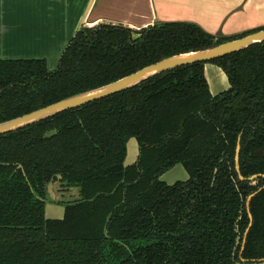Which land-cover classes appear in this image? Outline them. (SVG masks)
<instances>
[{"label":"trees","instance_id":"1","mask_svg":"<svg viewBox=\"0 0 264 264\" xmlns=\"http://www.w3.org/2000/svg\"><path fill=\"white\" fill-rule=\"evenodd\" d=\"M257 30L216 43L187 21L83 26L54 70L46 58H0V123ZM207 62L228 89L212 93ZM131 137L140 156L126 165ZM177 163L190 178L168 185L160 177ZM58 176L81 199L47 219ZM260 188L242 253L253 264H264V40L1 134L0 264H239Z\"/></svg>","mask_w":264,"mask_h":264},{"label":"crops","instance_id":"2","mask_svg":"<svg viewBox=\"0 0 264 264\" xmlns=\"http://www.w3.org/2000/svg\"><path fill=\"white\" fill-rule=\"evenodd\" d=\"M249 1L0 0V56L45 57L48 60L58 35L52 23H75L76 28L85 18L84 23L90 25L106 21L137 28L157 22H190V19L196 23L224 24L241 5ZM256 1L253 0V3ZM214 65H205L213 93L214 88H219L215 84H223L226 79L224 70L219 69L222 72L220 75L216 67L218 65ZM207 66L218 73L220 81L215 80V77L212 81Z\"/></svg>","mask_w":264,"mask_h":264},{"label":"water","instance_id":"3","mask_svg":"<svg viewBox=\"0 0 264 264\" xmlns=\"http://www.w3.org/2000/svg\"><path fill=\"white\" fill-rule=\"evenodd\" d=\"M84 21H85V18H84V20H81L80 23H78L77 27L74 29L73 34L70 36L69 40L75 35V33L81 27L89 26L88 24L86 25V23H84ZM221 33H222V31H219L218 35H220ZM219 37L220 36H217L215 38L216 43L218 42ZM69 40H68V42H69ZM263 40H264V29H260V30H257L255 32H252L250 34H247L243 37L236 38V39L229 40V41H225L223 43L216 44L215 46L204 49V50L192 51V52H188V53H181V54H177V55H173V56L163 58L162 60H160L158 62H155L153 64L145 66L142 69H140L134 73H131L127 76H124V77H122V78H120L114 82H111L105 86H102L98 89L62 99L58 102H55L53 104L47 105V106L42 107V108H39L37 110H34V111L29 112L27 114H24L22 116L16 117L14 119H11V120H8L5 122H2V123H0V134L10 132V131L16 130L18 128L24 127L26 125L32 124L34 122L40 121L44 118L55 115V114H57L61 111H64L66 109L77 107V106L85 104L87 102H90V101L111 95L113 93H116L118 91L126 89L130 86L138 84L141 81H143L144 79H147L148 77L153 76V75L158 74V73H161L165 70L172 69V68L182 66V65H186V64H190L193 62L210 61V60H213L215 58L227 55L229 53L241 50L243 48L248 47L249 45H251L253 43L263 41ZM63 51H62V53H63ZM62 53H61V55H62ZM0 58L7 59V58H45V57H3V56H0ZM240 151H241V137L239 138L238 145H237L236 166H237L238 172L240 173L241 178L243 179L244 177L242 176L241 170H240ZM258 177H259V175L255 174V175L250 176L249 179L255 180ZM260 190H262V188H260L258 191L249 195V197L247 199V207H248L249 212H250V207H251V201L254 198V196ZM250 217H251V223H250V226L248 227V229L245 233L244 246L246 243V238H247L248 232L252 226L253 216L251 213H250Z\"/></svg>","mask_w":264,"mask_h":264},{"label":"rangeland","instance_id":"4","mask_svg":"<svg viewBox=\"0 0 264 264\" xmlns=\"http://www.w3.org/2000/svg\"><path fill=\"white\" fill-rule=\"evenodd\" d=\"M226 18V17H225ZM190 22H194L193 20H189ZM54 26L55 32H57V37L54 43L52 44V50L49 54L48 66L50 70H54L58 67L60 56L65 46L68 43L70 36L73 34V30L75 28V23H52ZM202 26L207 32L214 35L215 38L217 36H233L239 35L245 32L254 31L255 29H264V0H257L253 3V0L241 5L237 12L228 19L226 23H197ZM223 24V26H222ZM87 25V23H86ZM90 25V24H88ZM222 26V27H221ZM219 31H222L220 35H218ZM215 63L207 62V65H214ZM217 65V64H216ZM215 66V65H214ZM209 67L210 78L214 82V78L217 81H220V76L216 73L211 66ZM218 71L220 72L222 69L220 66H216ZM220 67V68H219ZM224 72V71H223ZM226 74V73H225ZM222 75V72H220ZM225 82L220 84L219 82L215 84L219 88H214L215 93H220L225 89L230 87L229 80L227 79V74L225 75ZM139 156V142L133 137L128 141V156L126 159L127 163H133L137 161ZM170 182H175L181 178H189V174L184 168L182 164L177 165L174 169H172L169 173H167L166 177ZM50 196H53V194ZM65 214V207L62 204H55L48 202L46 205V215L51 218H62ZM253 264V263H249Z\"/></svg>","mask_w":264,"mask_h":264},{"label":"flooded vegetation","instance_id":"5","mask_svg":"<svg viewBox=\"0 0 264 264\" xmlns=\"http://www.w3.org/2000/svg\"><path fill=\"white\" fill-rule=\"evenodd\" d=\"M100 24H112V25H125V24H122V23H113V22H106V21H100V22H97V23H95V24H92V25H89V26H97V25H100ZM153 24H155V23H153ZM140 70V69H139ZM138 71V70H137ZM166 71V70H165ZM136 72V71H135ZM205 72H206V68H205ZM134 73V72H133ZM131 74V73H130ZM129 75V74H128ZM127 76V75H126ZM149 78V77H148ZM147 78V79H148ZM145 80V79H144ZM143 80V81H144ZM209 81V80H208ZM142 82V81H141ZM140 82V83H141ZM139 84V83H138ZM135 85H137V84H135ZM135 85H133V86H135ZM133 86H130V87H133ZM130 87H128V88H130ZM128 88H126V89H128ZM210 88H211V86H210ZM98 89V88H97ZM95 90V89H94ZM123 90H125V89H123ZM92 91V90H91ZM122 91V90H121ZM211 91H212V89H211ZM118 92H120V91H118ZM118 92H116V93H118ZM212 93H213V91H212ZM113 94H115V93H113ZM113 94H111V95H113ZM213 94H217V93H213ZM108 96H110V95H108ZM108 96H105V97H108ZM105 97H103V98H105ZM100 99H102V98H100ZM96 100H99V99H96ZM96 100H93V101H96ZM93 101H90V102H87V103H91V102H93ZM58 102V101H57ZM55 103V102H54ZM87 103H85V104H87ZM51 104H53V103H51ZM85 104H82V105H85ZM50 105V104H49ZM82 105H79V106H82ZM79 106H77V107H79ZM45 107V106H44ZM42 108V107H41ZM73 108H75V107H73ZM69 109H72V108H69ZM66 110H68V109H66ZM66 110H64V111H66ZM61 112H63V111H61ZM60 113V112H59ZM58 114V113H57ZM50 117V116H49ZM48 118V117H47ZM45 119V118H44ZM43 120V119H42ZM29 125H31V124H29ZM26 126H28V125H26ZM25 127V126H24ZM22 128V127H21ZM19 129V128H18ZM14 131V130H13ZM11 132V131H10ZM6 133H8V132H6ZM2 134H5V133H2ZM1 135V134H0ZM241 137V136H240ZM239 137V138H240ZM131 138H133V137H131ZM136 138V137H135ZM137 139V138H136ZM130 140V139H129ZM128 140V141H129ZM138 140V139H137ZM239 141V140H238ZM139 142V141H138ZM237 145H238V143H237ZM236 152H237V150H236ZM127 156H128V142H127V155H126V159H127ZM139 156H140V144H139ZM139 156H138V159H137V161H135V162H133V163H127L126 162V160H125V164L126 165H132V164H136L137 162H138V160H139ZM179 164H182V163H177L176 165H174L173 167H171L169 170H167V171H165L162 175H161V177H160V179L162 180V181H164L165 183H167L168 185H174L175 183H177V182H179V181H187L189 178H190V174H189V172H188V170L186 169V167L184 166V168L186 169V171L188 172V174H189V178H181V179H179V180H176L175 182H170L169 180H167L165 177H166V175H167V173H169L172 169H174L177 165H179ZM236 168H237V166H236ZM240 170H241V168H240ZM240 174V173H239ZM243 176V175H242ZM241 177V176H240ZM242 179V178H241ZM244 179V178H243ZM249 179V178H248ZM250 180V179H249ZM256 180V179H255ZM252 181H254V180H252ZM46 192H47V195H46V202H45V209H44V215H45V217L47 218V219H63L64 217H65V214H64V216L62 217V218H51V217H48L47 215H46V205H47V203L48 202H51V203H55V204H62V205H64V207H65V213H66V206H67V204H70V203H74V202H76V201H78V200H80L81 199V195H80V188L79 187H77V186H69V185H67L62 179H61V176H58V178L57 179H54V180H52V181H50V182H48V183H46ZM50 194L52 195L53 194V196H50ZM248 208V207H247ZM248 212H249V210H248ZM250 213H251V211L249 212V217H250ZM252 214V213H251ZM250 223H251V217H250ZM252 223H253V220H252ZM249 226H250V224H249ZM248 226V227H249ZM248 229V228H247ZM247 229H246V231H247ZM246 231H245V233H246ZM249 233V232H248ZM247 237H248V235H247ZM244 239H245V234H244ZM244 239H243V243H242V249H241V252H240V258H241V262L239 263V264H249V263H247V261H246V259L245 258H243L242 257V253H243V251H244V249H245V246H244ZM246 241H247V238H246ZM245 245H246V243H245Z\"/></svg>","mask_w":264,"mask_h":264}]
</instances>
